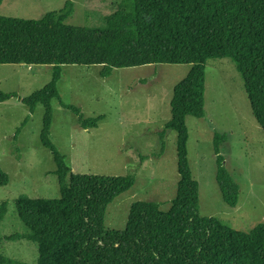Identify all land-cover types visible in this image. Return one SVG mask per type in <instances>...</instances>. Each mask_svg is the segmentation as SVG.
Segmentation results:
<instances>
[{"label":"trees","instance_id":"trees-1","mask_svg":"<svg viewBox=\"0 0 264 264\" xmlns=\"http://www.w3.org/2000/svg\"><path fill=\"white\" fill-rule=\"evenodd\" d=\"M73 8V0H67L62 10L40 19L0 15V65L53 69L50 82L21 102L30 113L40 104L45 107L40 139L52 153L60 189L56 199L21 197L16 209L26 231L5 240L37 244V264H264V223L242 232L201 216L186 125L188 116L206 117L208 61L228 58L243 79L253 115L264 131V0H123L103 26L94 28L67 25ZM155 64L192 65L174 88L172 118L160 132L161 141L167 131L177 133L176 198L166 212L155 202H135L126 228L107 230L108 206L130 191L135 177L74 174L51 141L54 99L76 114L84 130L97 128L104 119L85 118L80 108L62 101L58 90L62 66L100 65V76L108 78L115 69ZM13 97L15 93L0 91V103ZM226 139L215 135L216 154ZM164 150L162 142V154ZM216 161L222 198L235 208L240 186L223 158ZM8 183L9 176L0 167V186ZM1 244L2 239L0 264H6Z\"/></svg>","mask_w":264,"mask_h":264},{"label":"rangeland","instance_id":"rangeland-1","mask_svg":"<svg viewBox=\"0 0 264 264\" xmlns=\"http://www.w3.org/2000/svg\"><path fill=\"white\" fill-rule=\"evenodd\" d=\"M66 1L0 0V15L40 19L62 10ZM73 2V13L65 23L94 28L103 26L105 17L123 0ZM102 69L100 65L62 66L58 83L62 101L80 108L85 118L104 119L97 128L81 129L76 114L54 99L50 139L74 174L135 177L130 191L118 196L106 211L105 228L124 230L133 203L155 202L166 212L176 198L180 181L177 133L169 130L161 141L160 132L172 118L174 88L192 65L115 69L108 78L100 76ZM31 70L0 65V91L16 94L0 103V167L9 176L8 185L0 186L1 253L6 264H37L39 257L37 244L5 240L26 231L17 201L21 197H60L56 164L40 139L45 107L40 104L30 113L21 102L50 82L53 69L41 66ZM205 111V118H186L188 161L199 185L200 214L217 218L234 230L250 232L264 223V131L253 115L243 79L228 58L207 63ZM216 134L227 138L219 154L214 148ZM218 156L240 186L235 208L224 202L216 182Z\"/></svg>","mask_w":264,"mask_h":264},{"label":"crops","instance_id":"crops-1","mask_svg":"<svg viewBox=\"0 0 264 264\" xmlns=\"http://www.w3.org/2000/svg\"><path fill=\"white\" fill-rule=\"evenodd\" d=\"M20 66H25V67H27L28 69L32 68L31 71H33L35 67H41V66H36V65L28 66V65H25V64H21ZM79 126H80V125H79ZM80 128H81V127H80ZM81 129H82V128H81ZM92 129H93V128H92ZM88 130H89V129H88Z\"/></svg>","mask_w":264,"mask_h":264}]
</instances>
